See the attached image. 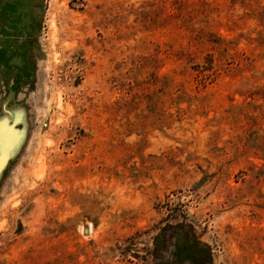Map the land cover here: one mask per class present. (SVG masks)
<instances>
[{"label": "rangeland", "instance_id": "374dc122", "mask_svg": "<svg viewBox=\"0 0 264 264\" xmlns=\"http://www.w3.org/2000/svg\"><path fill=\"white\" fill-rule=\"evenodd\" d=\"M1 1L0 264H264V0Z\"/></svg>", "mask_w": 264, "mask_h": 264}, {"label": "bare ground", "instance_id": "6f19581e", "mask_svg": "<svg viewBox=\"0 0 264 264\" xmlns=\"http://www.w3.org/2000/svg\"><path fill=\"white\" fill-rule=\"evenodd\" d=\"M8 123V122H7ZM4 126H6V128L8 127V125H10L9 123H8V125L4 122ZM3 126V127H4ZM0 127H2V125L0 124ZM6 128H0V136H2V137H4V138H8L9 136H10V133L12 134V131L14 132V130H11L10 129V131L8 130V128L6 129ZM11 128V127H10ZM14 135H15V133H14ZM14 137V136H13ZM10 141H12V139L10 140ZM10 141L7 143V144H4V145H2V153L4 154H6L7 152H8V149L11 147L10 145L12 144V142L10 143ZM4 154V155H5ZM8 154V153H7ZM4 155L2 156V157H4ZM7 156V155H6ZM6 159V158H5ZM1 163V162H0ZM2 164V163H1Z\"/></svg>", "mask_w": 264, "mask_h": 264}, {"label": "crops", "instance_id": "0c3cea01", "mask_svg": "<svg viewBox=\"0 0 264 264\" xmlns=\"http://www.w3.org/2000/svg\"><path fill=\"white\" fill-rule=\"evenodd\" d=\"M2 3H3V1L0 0V12H6L5 7L4 8L2 7Z\"/></svg>", "mask_w": 264, "mask_h": 264}]
</instances>
